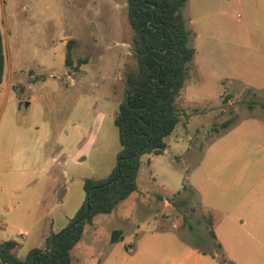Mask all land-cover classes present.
Wrapping results in <instances>:
<instances>
[{
	"label": "rangeland",
	"instance_id": "374dc122",
	"mask_svg": "<svg viewBox=\"0 0 264 264\" xmlns=\"http://www.w3.org/2000/svg\"><path fill=\"white\" fill-rule=\"evenodd\" d=\"M183 14L196 52L177 102L181 121L163 154L142 157L138 190L85 226L73 264H145L152 242L167 243L155 250L179 262L201 245L217 264H264V0H188ZM0 26L2 223L22 218L25 185L44 180L47 159L48 175L61 180L55 147L72 116L90 130L96 115H106L100 136L87 131L80 139L92 140L94 156L69 171L94 178L103 153L112 172L121 147L114 120L136 60L127 0H0ZM44 133L51 140L36 151ZM76 178L70 187L82 205L84 182ZM115 229L123 238L112 242ZM12 239L25 258L33 247L5 240Z\"/></svg>",
	"mask_w": 264,
	"mask_h": 264
},
{
	"label": "trees",
	"instance_id": "16d2710c",
	"mask_svg": "<svg viewBox=\"0 0 264 264\" xmlns=\"http://www.w3.org/2000/svg\"><path fill=\"white\" fill-rule=\"evenodd\" d=\"M187 1L127 0L136 65L127 71L124 97L114 120L121 145L116 165L106 177L84 179L83 204L65 228L49 233L44 246L31 249L21 258L17 254L20 245L17 240L0 242L2 264H73L71 252L81 240L85 226L97 214L113 212L121 201L138 190V174L145 154L165 152L166 138L181 121L177 102L196 52L190 44L183 14ZM73 43L74 40L67 43L68 66H72ZM5 63L0 26V82L4 78ZM230 123L227 120L223 126ZM147 162L150 164L151 159ZM208 226L215 236L211 217ZM122 238V229L113 230L112 242ZM45 248L49 250L44 251Z\"/></svg>",
	"mask_w": 264,
	"mask_h": 264
},
{
	"label": "crops",
	"instance_id": "0c3cea01",
	"mask_svg": "<svg viewBox=\"0 0 264 264\" xmlns=\"http://www.w3.org/2000/svg\"><path fill=\"white\" fill-rule=\"evenodd\" d=\"M105 116L106 115H96V119L90 124V127L93 125L91 128H89L90 130H85L82 128L81 123H74V116L71 117L70 121L68 122L69 127H66V125L62 130V137H65L63 138V142L57 140L55 147V149H57L56 151L58 152L56 155L61 158L60 162L63 161L61 180H56V178L50 177L48 175V173H50V169H47L46 167L49 166L48 164H52L53 161L50 159L48 162L47 159L46 163L44 164V180L41 182L39 179H36L37 182L28 181L25 185L30 192L26 193L25 196H28V198L25 200L24 205L22 206V211H20L22 212L20 215L22 218L19 217L15 219L6 217L4 218V221L0 223V242L6 241L5 239L9 237V235L10 237L17 236L19 239L23 241L25 240L22 246L29 242L28 247L31 249V247H38L37 245L42 246L45 238L51 231L58 232L66 227L70 219L74 217L81 205V196L79 198L76 193H73L70 184L72 183L73 179H77L76 177H79L78 179L81 182H84V179L88 178V175L77 176L78 174L76 172H70L68 166L70 164L78 166L84 161H90L91 156H94L95 149L93 148L94 145H92V140L90 141V139L96 134L100 136L101 127H103L105 124ZM87 131L90 133L89 142L86 145L79 144L82 135L86 136L88 133ZM43 136V139L37 143L38 147L36 151L40 152L43 146H45L51 140L48 133H44ZM101 154L103 158V153H100L98 156L99 163L98 166H96L98 169L94 172V178L106 177L111 169V164H105V162L101 159ZM53 160H56V158ZM62 182H65V184L68 185L65 192L58 190L59 185H61ZM76 183L79 184L78 181H76ZM11 196L13 197V194H11ZM92 224L93 222L90 225ZM10 229L14 230V232L11 231L12 233H10ZM158 244L167 243H150V251L148 252L145 250L150 260L144 261L145 264H153V260L160 261V264H186V262L191 260V258H193V262L189 264H217L216 254H210L211 252L202 248L201 245L191 249L187 255V258L179 262L178 257H173L171 254H167V252L161 256L159 254L160 250H155L156 248H159ZM18 253L21 258H24L23 254H20L22 253L21 250H17V254ZM0 264H2L1 259Z\"/></svg>",
	"mask_w": 264,
	"mask_h": 264
},
{
	"label": "water",
	"instance_id": "95a60500",
	"mask_svg": "<svg viewBox=\"0 0 264 264\" xmlns=\"http://www.w3.org/2000/svg\"><path fill=\"white\" fill-rule=\"evenodd\" d=\"M27 104H28V103H27ZM47 250H49V248H45V249H44V251H47Z\"/></svg>",
	"mask_w": 264,
	"mask_h": 264
}]
</instances>
